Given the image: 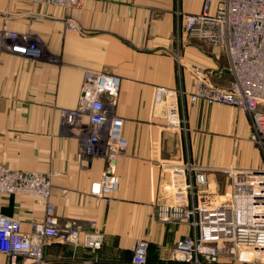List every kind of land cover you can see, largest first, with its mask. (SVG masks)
Masks as SVG:
<instances>
[{
	"label": "crops",
	"instance_id": "crops-1",
	"mask_svg": "<svg viewBox=\"0 0 264 264\" xmlns=\"http://www.w3.org/2000/svg\"><path fill=\"white\" fill-rule=\"evenodd\" d=\"M202 1L84 0L59 7L0 0V165L55 172L51 200L57 225L70 221L103 234L98 249L45 238L41 264H129L138 237L148 241L149 264L174 263L177 240L192 229L186 221L166 222L153 214L171 201L161 187L160 163L188 159L205 166L207 182L197 186L194 199L201 202H213L228 189L224 168L264 164L249 139L243 109L185 96L179 103L184 126L167 124L157 87L191 92L195 66L218 86L232 79L225 52L177 21V9L196 12ZM9 33L27 37L38 55L10 50ZM85 70L121 78L116 113L128 145L111 162L118 184L110 200L90 193L91 182L107 167L105 157L83 154L59 112L78 104ZM44 206L39 197L0 194V210L20 218L25 232L44 218ZM5 261L0 253V264Z\"/></svg>",
	"mask_w": 264,
	"mask_h": 264
},
{
	"label": "built area",
	"instance_id": "built-area-1",
	"mask_svg": "<svg viewBox=\"0 0 264 264\" xmlns=\"http://www.w3.org/2000/svg\"><path fill=\"white\" fill-rule=\"evenodd\" d=\"M59 7H75L84 0H25ZM179 26L194 37L216 44L226 54L232 79L227 86L214 84L198 66L192 67L194 89L157 87L166 104V121L183 127L180 100L189 97L243 109L250 122V139L264 149V0H203L196 12L176 10ZM10 50L36 56L38 48L27 37L9 33ZM175 56L180 60L179 50ZM121 78L112 73L85 70L79 102L59 110L64 123L81 141L87 156L102 155L107 167L90 184V193L106 197L116 190L117 175L111 162L128 145L123 119L116 113ZM162 190L170 202L157 205L153 214L162 221H186L192 231L175 244L174 263L163 264H264V164L240 170L226 167L228 189L213 202L194 200L196 188L207 182V168L190 160H170L159 165ZM53 171L13 169L0 165V194L24 193L44 200L45 216L32 222V231L21 230L20 218L0 210V253L5 264H41L45 238H59L91 249L101 247L103 234L80 230L70 221L57 225L51 200ZM227 195V196H226ZM226 196L225 198H222ZM148 241L138 237L131 245L129 264H149ZM233 258V261H222ZM89 261L86 263L88 264Z\"/></svg>",
	"mask_w": 264,
	"mask_h": 264
},
{
	"label": "rangeland",
	"instance_id": "rangeland-1",
	"mask_svg": "<svg viewBox=\"0 0 264 264\" xmlns=\"http://www.w3.org/2000/svg\"><path fill=\"white\" fill-rule=\"evenodd\" d=\"M215 103H217V102H215ZM249 139H250V136H249ZM259 149V153L261 154V156H262V160L264 161V149H260V148H258ZM226 173L224 174L223 173V176H224V178H226ZM220 181H222V176L220 177ZM229 182V181H228ZM228 184V183H227ZM227 191V189H225V191H222L223 193H221L222 195H224V193ZM226 196H223L222 198H225ZM227 260V261H233L234 259L233 258H222L221 260L222 261H224V260ZM221 264H228V262H222ZM232 264V263H231Z\"/></svg>",
	"mask_w": 264,
	"mask_h": 264
},
{
	"label": "water",
	"instance_id": "water-1",
	"mask_svg": "<svg viewBox=\"0 0 264 264\" xmlns=\"http://www.w3.org/2000/svg\"><path fill=\"white\" fill-rule=\"evenodd\" d=\"M259 168L262 169L263 168V165H261ZM236 169L240 170L242 168L236 167Z\"/></svg>",
	"mask_w": 264,
	"mask_h": 264
},
{
	"label": "bare ground",
	"instance_id": "bare-ground-1",
	"mask_svg": "<svg viewBox=\"0 0 264 264\" xmlns=\"http://www.w3.org/2000/svg\"><path fill=\"white\" fill-rule=\"evenodd\" d=\"M188 223V222H187ZM189 224V223H188ZM190 226V225H189ZM186 235H188V234H186ZM186 235H184V236H186ZM134 243V242H133Z\"/></svg>",
	"mask_w": 264,
	"mask_h": 264
}]
</instances>
